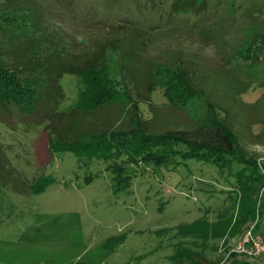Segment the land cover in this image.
<instances>
[{"label": "rangeland", "instance_id": "374dc122", "mask_svg": "<svg viewBox=\"0 0 264 264\" xmlns=\"http://www.w3.org/2000/svg\"><path fill=\"white\" fill-rule=\"evenodd\" d=\"M0 63L51 83L36 114L0 109V158L16 172L0 264H264L240 249L250 232L264 244V186L239 191L238 159L140 145L222 143L218 120L264 170V0H0ZM94 66L116 96L83 112L69 70ZM50 139L103 149L54 153Z\"/></svg>", "mask_w": 264, "mask_h": 264}, {"label": "trees", "instance_id": "16d2710c", "mask_svg": "<svg viewBox=\"0 0 264 264\" xmlns=\"http://www.w3.org/2000/svg\"><path fill=\"white\" fill-rule=\"evenodd\" d=\"M105 70L106 69L103 67L96 66L84 70L75 68L69 70L70 73L79 76L83 83V88L77 101V107L80 111L86 112L96 109L110 102L116 96V90L112 85L113 82L108 80ZM50 87L51 83L47 82L45 79H22L14 70L0 63V109L3 111H7L8 107L13 105L18 109L20 114H36L38 112L37 100L40 93H45L46 89ZM189 93L190 90L188 88L186 94L191 97ZM216 123L219 127L218 136L222 139V143H206L204 141L188 138L184 135L177 136L172 133L166 134L165 137L156 136L158 140L151 139V141L141 143L140 145H145V143H147L146 146L149 147V149H156L158 152L162 153L164 157H167L170 153H174V148L178 147V151L175 153H179L182 156L202 160L210 159L219 164L229 162L231 165L234 159H238L240 164L243 165V168L233 173L238 176L239 191L245 192L250 187L257 188L258 185H260L259 188H262L264 186L263 168L259 167L255 160L246 158L245 155L238 152L232 132L218 120H216ZM158 141L160 142L158 143ZM134 148L140 149L143 147L135 144ZM50 149L54 153L72 152L78 156H81L83 153H87L91 156H99L98 151L103 148L102 144L99 142H95L94 144L83 143L82 140L77 139L74 140V142H65L61 144L55 141V139H50ZM145 150L146 149L143 148V152H145ZM104 155L105 153L101 155V158H103ZM9 175L11 178L7 179ZM15 175L16 172L10 167L9 163L0 158V177H2L0 179V210L5 206H12L8 200V186L4 189V185L6 183L11 185ZM43 182H45V180H43ZM16 187L19 188L14 189V192H20V194H24L25 191L29 189L28 184H20ZM30 187L31 190L29 191L32 194H39L44 191V186H39L37 182ZM258 208L259 212H261L264 217V201L262 206L259 205Z\"/></svg>", "mask_w": 264, "mask_h": 264}, {"label": "built area", "instance_id": "2783aa9c", "mask_svg": "<svg viewBox=\"0 0 264 264\" xmlns=\"http://www.w3.org/2000/svg\"><path fill=\"white\" fill-rule=\"evenodd\" d=\"M240 249L250 255H264V244L257 240L251 232L240 245Z\"/></svg>", "mask_w": 264, "mask_h": 264}]
</instances>
